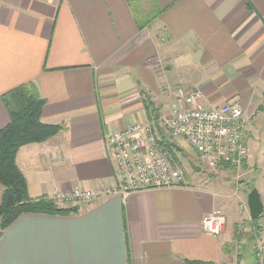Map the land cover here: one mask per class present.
Instances as JSON below:
<instances>
[{"label": "crops", "instance_id": "obj_1", "mask_svg": "<svg viewBox=\"0 0 264 264\" xmlns=\"http://www.w3.org/2000/svg\"><path fill=\"white\" fill-rule=\"evenodd\" d=\"M31 83L43 123L62 128L18 153L32 199L112 185L105 136L170 112L179 88L238 103L249 141L264 113V0H0V99ZM10 120L0 101V131ZM255 147L238 191L228 172H185L184 187L24 215L2 233L0 264H255L251 225L233 213L261 167ZM215 210L227 219L219 237L202 225Z\"/></svg>", "mask_w": 264, "mask_h": 264}, {"label": "built area", "instance_id": "obj_2", "mask_svg": "<svg viewBox=\"0 0 264 264\" xmlns=\"http://www.w3.org/2000/svg\"><path fill=\"white\" fill-rule=\"evenodd\" d=\"M174 95L177 105L170 112L105 136L112 185H99L91 190L75 188L58 192L50 199L60 207L80 206L113 195L126 198L134 192L184 187L185 172L171 150L161 144L163 137L177 150L186 145L199 164L210 171L221 165L241 170L249 158L246 141L249 120L243 108L236 102L223 105L205 102L200 90L189 92L179 88ZM202 225L205 232L219 237L225 232L227 219L220 210H215L204 217ZM255 249L263 258L264 238Z\"/></svg>", "mask_w": 264, "mask_h": 264}, {"label": "trees", "instance_id": "obj_3", "mask_svg": "<svg viewBox=\"0 0 264 264\" xmlns=\"http://www.w3.org/2000/svg\"><path fill=\"white\" fill-rule=\"evenodd\" d=\"M154 17L155 15H150L145 22L149 24ZM0 101L7 108L11 119L9 125L0 131V185L3 189L0 199V238L5 229L24 215L78 214L79 206L60 207L47 197L32 199L27 180L17 165V156L22 147L44 143L62 129L59 126L43 123L42 112L46 101L37 87L32 83L22 85L2 96ZM161 144L169 150L173 145L166 137L162 138ZM178 151L183 152V149L178 148ZM174 158L178 161V158L175 156ZM218 169L221 172L234 174V168L229 165H221ZM250 225L252 230L250 241L254 243L264 232V214L257 220H251ZM255 257L256 264H261L262 258L258 253H255ZM189 264L212 263L190 262Z\"/></svg>", "mask_w": 264, "mask_h": 264}, {"label": "rangeland", "instance_id": "obj_4", "mask_svg": "<svg viewBox=\"0 0 264 264\" xmlns=\"http://www.w3.org/2000/svg\"><path fill=\"white\" fill-rule=\"evenodd\" d=\"M261 118L262 119L258 121L257 124L255 125V129L251 131V136H249L250 137L249 141H247L246 139L247 145L250 147H255L256 144L258 143L257 149L255 147L256 150L254 153V157L257 158V161L259 160V162H261V167L258 168V170H256L255 172L256 180L250 183L249 185L244 186V190H243L244 195L242 196L241 199H239L240 201L239 200L237 201V199L235 200V206L233 208V213H236L237 216L239 215V213L244 214L246 216L247 218L246 221L248 222V224H250L251 222V219H249L250 213H249V207H248V196L251 192L250 189L254 188L255 186L254 189L259 190L264 199V152H263L264 151V113ZM181 148L183 149V152H179L174 147L171 148V152L173 156L178 158L179 164L182 166L184 172H186L189 175V179H191L192 181H194V179L209 181V180H212L211 178L214 176L219 179L221 175L222 176L225 175V173L221 172L220 169L210 171L202 167L197 161V159L194 157L193 153L189 150V148L186 145H182ZM189 160L194 161L195 164L197 163V165H199L202 168V171L196 172L195 170H193L188 165ZM233 173L234 174L231 175L230 178L232 179L231 181L235 183L237 187V191H238V188L241 184L249 182V177L246 174V170H244V168H242L241 170H234ZM263 203H264V200H263ZM262 240L263 239H260L259 237L254 242L253 244L254 246L252 245L253 251L255 253H258V251L255 249V246H258L259 242H261ZM263 259H264V256L261 262L263 261Z\"/></svg>", "mask_w": 264, "mask_h": 264}, {"label": "water", "instance_id": "obj_5", "mask_svg": "<svg viewBox=\"0 0 264 264\" xmlns=\"http://www.w3.org/2000/svg\"><path fill=\"white\" fill-rule=\"evenodd\" d=\"M188 165L196 172H201L202 168L189 160ZM248 207L251 220H257L264 214V203L257 189H253L248 196Z\"/></svg>", "mask_w": 264, "mask_h": 264}]
</instances>
